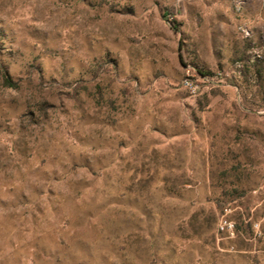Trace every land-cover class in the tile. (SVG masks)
Wrapping results in <instances>:
<instances>
[{
	"label": "rangeland",
	"instance_id": "obj_1",
	"mask_svg": "<svg viewBox=\"0 0 264 264\" xmlns=\"http://www.w3.org/2000/svg\"><path fill=\"white\" fill-rule=\"evenodd\" d=\"M0 264H264V0H0Z\"/></svg>",
	"mask_w": 264,
	"mask_h": 264
},
{
	"label": "trees",
	"instance_id": "obj_2",
	"mask_svg": "<svg viewBox=\"0 0 264 264\" xmlns=\"http://www.w3.org/2000/svg\"><path fill=\"white\" fill-rule=\"evenodd\" d=\"M5 83L9 86V85H15L14 82L12 81V79L7 76L5 79Z\"/></svg>",
	"mask_w": 264,
	"mask_h": 264
},
{
	"label": "built area",
	"instance_id": "obj_3",
	"mask_svg": "<svg viewBox=\"0 0 264 264\" xmlns=\"http://www.w3.org/2000/svg\"><path fill=\"white\" fill-rule=\"evenodd\" d=\"M226 225L229 226V227H232V225L231 224H228L227 222H226Z\"/></svg>",
	"mask_w": 264,
	"mask_h": 264
}]
</instances>
